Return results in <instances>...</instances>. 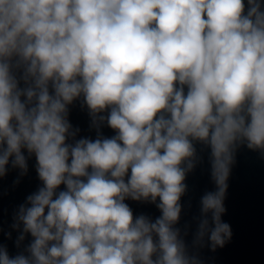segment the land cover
Returning <instances> with one entry per match:
<instances>
[{
	"label": "clouds",
	"instance_id": "9594fccd",
	"mask_svg": "<svg viewBox=\"0 0 264 264\" xmlns=\"http://www.w3.org/2000/svg\"><path fill=\"white\" fill-rule=\"evenodd\" d=\"M242 147L264 158V0H0V181L33 157L40 181L0 264H205L233 235ZM204 151L215 189L193 230L181 198Z\"/></svg>",
	"mask_w": 264,
	"mask_h": 264
}]
</instances>
